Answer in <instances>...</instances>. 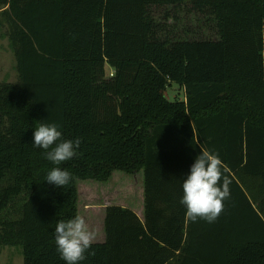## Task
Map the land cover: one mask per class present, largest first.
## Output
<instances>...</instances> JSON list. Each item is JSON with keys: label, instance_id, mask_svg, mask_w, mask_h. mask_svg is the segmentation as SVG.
<instances>
[{"label": "trees", "instance_id": "1", "mask_svg": "<svg viewBox=\"0 0 264 264\" xmlns=\"http://www.w3.org/2000/svg\"><path fill=\"white\" fill-rule=\"evenodd\" d=\"M0 27L17 71L0 81V246L65 264L54 229L78 215L77 181L142 171L143 219L107 205L82 264H264V0H0ZM41 122L80 140L63 187L32 144ZM209 149L231 195L190 222L181 183Z\"/></svg>", "mask_w": 264, "mask_h": 264}, {"label": "clouds", "instance_id": "2", "mask_svg": "<svg viewBox=\"0 0 264 264\" xmlns=\"http://www.w3.org/2000/svg\"><path fill=\"white\" fill-rule=\"evenodd\" d=\"M61 136L58 124L41 122L34 129L32 142L34 146L45 149L46 159L57 165L47 172L45 180L58 187L68 184L72 176L58 165L73 158L80 145L79 139H61ZM230 183L219 152L211 149L200 151L181 183L179 203L185 209L186 218L190 222L198 219L215 222L224 209V201L231 195ZM54 239L56 251L65 264H82L96 234L84 216L75 215L56 223Z\"/></svg>", "mask_w": 264, "mask_h": 264}, {"label": "rangeland", "instance_id": "3", "mask_svg": "<svg viewBox=\"0 0 264 264\" xmlns=\"http://www.w3.org/2000/svg\"><path fill=\"white\" fill-rule=\"evenodd\" d=\"M207 38H215L212 32ZM17 71L15 59L9 46L4 28L0 27V81H16ZM169 100L182 97L183 92L176 83H170L166 91ZM77 212L85 217L89 227L97 234L100 223L103 221L106 205H120L133 207L137 211L144 205L143 202V173L127 174L123 171L112 172L107 182L95 180L77 181ZM97 240V239H95ZM94 241V242H98ZM0 264H23L20 246H0Z\"/></svg>", "mask_w": 264, "mask_h": 264}, {"label": "crops", "instance_id": "4", "mask_svg": "<svg viewBox=\"0 0 264 264\" xmlns=\"http://www.w3.org/2000/svg\"><path fill=\"white\" fill-rule=\"evenodd\" d=\"M110 179V178H109ZM107 182V181H106ZM107 206V205H106ZM106 206H102V208L105 210V207ZM136 214L137 216L140 218V219H143V216H144V205L140 208L139 211H137L135 208L133 207H130ZM104 212V211H103ZM103 220H104V215H103ZM96 239L99 240L98 242H103L104 239H105V234H104V230H103V221L102 223H100V226H99V230L96 234ZM95 240V241H97Z\"/></svg>", "mask_w": 264, "mask_h": 264}]
</instances>
